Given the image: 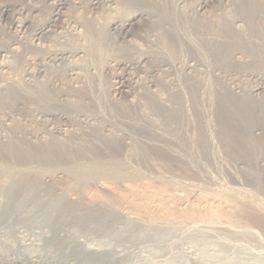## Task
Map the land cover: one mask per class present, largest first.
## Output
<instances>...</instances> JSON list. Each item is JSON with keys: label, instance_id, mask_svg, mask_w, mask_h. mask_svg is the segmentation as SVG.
Returning a JSON list of instances; mask_svg holds the SVG:
<instances>
[{"label": "bare ground", "instance_id": "bare-ground-1", "mask_svg": "<svg viewBox=\"0 0 264 264\" xmlns=\"http://www.w3.org/2000/svg\"><path fill=\"white\" fill-rule=\"evenodd\" d=\"M111 1L92 0L88 8L93 10L99 7L103 10H109V7L111 8ZM21 2L23 3L24 0H21ZM138 2L151 5L155 9L153 7L152 9H147V7L141 8L139 6L140 8L138 7L136 11L130 9L131 13H124L123 17H108L110 20L108 19V23L104 24V32L109 37L110 43L117 46L116 48L121 49L120 53L122 54H111L106 59L104 68L101 69L106 70L111 75L108 87L109 95L115 101L117 99L123 100L126 106L122 107L119 112L128 120H133L131 124L133 131L120 128L119 130L117 129L120 132L119 134L111 135L109 131L110 125L99 122L102 119V114L105 113L108 107L104 95L106 92L103 93L100 87L101 75H97L98 77L89 75L87 70H85L83 75L81 74V64L76 60L81 59L86 54L85 48L83 46H68V48L56 47L52 49L46 42L45 46L47 45L48 49H51L44 51L45 54L40 56V58L35 56L37 61L34 62V75H41L42 78H45V91H47L45 96L41 93L29 92V90L27 91L21 86L0 84V97H5L4 100H8L7 102H9L7 107L4 108L7 109V112L4 114L3 110V118H0V177L4 173L9 172V169H13L15 165L21 164L20 162L24 164L26 153L30 151L34 152V150L37 153V148L40 149L39 156L42 160L51 159L68 165H77L79 160L87 159L89 161H101L107 164L108 168L122 170L123 168H136L137 171L140 165L139 155L142 154L141 150H138L144 149V151H149L150 157H153L152 155H156V157L157 155L163 156L168 158L174 165H187L205 174L209 173L213 175L208 170L212 167H214L213 170L217 167V172L218 168H225L229 172H231L230 168H232V170L235 169L237 171V174L238 172L243 174L250 171L245 167L252 165L256 169H261L264 177V147L261 148L264 145V0H199L195 8L187 10L190 12L180 10L179 14L174 12L173 9L180 8L184 4L186 6V0L173 1V9L172 7H165V4L160 5L157 0H138ZM3 3V0H0V17L2 15L5 16L16 5H19L17 1L9 3V5ZM66 3H68V0H56L54 2L50 15L39 26L33 29L31 35H33L34 41L39 42L40 40L53 37V33L62 28L63 25L59 19L64 12ZM14 11L16 12V10ZM179 20H182V27L178 25ZM10 21L18 33L24 32L29 27L26 20L20 21L11 18ZM161 23L168 25V27L165 28ZM153 26L165 30L166 44L179 51L180 55L178 58L159 55V52V54H148L147 50L144 51L140 47L137 48L136 41L147 39V35L144 34V31H140V29H146V27L153 28ZM183 26H186L187 29ZM72 28L71 30H73ZM191 33L194 35L193 37L190 36L192 39L189 37ZM59 40L61 41V39ZM11 48H9V51H11ZM201 49L213 55V58L215 57L220 62L219 65L217 64L210 69L209 65L206 64V58ZM6 52L7 49L0 46V57H3V53ZM242 54L251 59H243ZM45 60L61 66V73L57 74L58 76L48 75ZM25 74L31 76L32 72ZM141 74H144V76L141 77ZM29 76L25 77L26 80L30 78ZM26 80L25 83L28 84ZM211 81H213L215 87L210 96V94L205 93L210 88L208 85ZM162 88L163 91L169 90L171 92L169 96L164 97V95L157 93L158 91L166 93L162 92ZM187 89L195 90L196 99L191 100L186 95L185 90L187 91ZM85 96L87 97L86 103L89 104L88 108L82 107L83 105L80 104L82 98ZM90 104L92 107L95 105L97 110L94 111ZM68 108L70 112L67 110ZM128 120H125V122H130ZM89 121L99 122L96 129H94L95 134H86V137L82 138L84 136L80 135L81 133H75V129L80 130L78 126L80 127L81 124ZM14 124H17L15 128ZM44 134H49L50 137L45 138V140L44 138L40 139L42 136H45ZM82 139L84 142L80 143ZM249 140L251 142H253L252 140L255 142L261 141H259L260 143L258 142V148H254L249 146ZM21 173L15 175V177L13 176L14 174L9 175V179H7L9 181L7 182L8 184L2 185L0 183V197L3 198L0 201V229L1 226H4V223L14 224V229H16V225H19V223L27 224L28 220H25V217L29 215L28 212L33 208H30L29 205L27 206V203H29L28 200L34 194V191L31 192V188H29L30 179ZM110 176L112 175L110 174ZM1 180L0 178V182ZM31 187H34V185ZM238 189L235 190L234 187V191H238ZM36 190L38 191V189ZM38 193L40 196V192L36 193L37 196ZM75 205L77 204L75 203ZM38 206L36 207L39 208L37 212L40 211V207ZM57 206L58 204L56 205V203L49 204L48 209L54 210ZM67 208H70V206ZM88 215L84 214L78 217L79 220L85 222L84 226H91L93 220L95 221L97 218L95 216L92 218L91 215ZM49 217V215L45 216L44 222L51 225L50 230H52L50 234L52 238L50 239L52 243L56 247H62L66 251L74 250L73 253L80 261L79 264H116L113 260L107 259V254L109 253H107L105 247H103V251L98 250L100 246H98V249L89 248V246L84 245V243L74 237L75 233L72 236L71 233L63 229L64 220L61 217ZM97 222L92 223L94 225L93 229L97 225L102 227L104 223L107 229L113 228L112 219L107 220L105 216H102V220H98ZM46 229L48 230V228ZM19 231L17 228L16 232L18 233ZM88 233L90 234L91 232ZM120 234H122L121 231ZM140 235L139 237H141ZM46 236L43 237L46 238ZM1 237L0 233V239ZM9 237H11V233ZM47 239L49 241V238ZM11 251L13 252V250ZM21 251L24 250L21 249ZM29 253L27 254L24 251L20 253V256L0 255V264L5 255L4 262L7 264H74L68 261V258L64 259L63 256H60L58 259L51 258L50 260L49 257L51 255H46L43 259L44 261H42L36 259L37 257L33 255L35 253L32 255ZM90 257H96L100 262H94Z\"/></svg>", "mask_w": 264, "mask_h": 264}, {"label": "rangeland", "instance_id": "rangeland-1", "mask_svg": "<svg viewBox=\"0 0 264 264\" xmlns=\"http://www.w3.org/2000/svg\"><path fill=\"white\" fill-rule=\"evenodd\" d=\"M14 1H17L19 5H16L14 9L10 10V12L5 14V16L2 15L0 17V46L1 48L7 49V52L3 53V57H0V84L9 86L15 85L17 87L21 86L25 90H29V92L41 93L43 96H45V93H47V91H45L44 84L45 78H42L41 75H34V62L37 61L36 59L44 55V51L50 50L51 48L54 49L56 47L68 48V46H83V48L86 50V54H84L81 59L76 60L81 64V74L83 75L85 70H87L89 75H101L100 87L103 90V93L106 92L104 95L105 99L107 100L108 107L105 110V113L102 114V119L99 120V122L110 125L109 131L111 132V135H117V133L119 134L120 132H118V130L120 128L133 131V129H131L133 120H128L122 116V113L119 112L121 111L122 107L126 106L125 103L120 99L115 101L109 95L108 87L111 75L109 72H106V70H101L104 68L106 59L111 56V54H119L121 51V49L116 48L117 46H114L113 43H110L109 37L104 32V28L106 23H108L110 20L108 17H123L124 13H131L130 9H132V11H136L139 6L141 8L147 7V9H152L153 6L146 3H140L138 0H112L110 2L111 8L109 7V10H103L99 7L95 8L96 10H91L88 7H90L89 3L92 0H68V3H66L65 9L63 10L64 12L59 19L63 25L62 28H59L57 31H55V33H53V37L40 40V43V41H34L33 35H31L32 31L50 15L52 8L54 7L53 4L56 0H24L23 3L21 0H3V4L9 5V3H13ZM157 1H159L160 5L165 4V7H172L173 9L172 3L175 0ZM198 2L199 0H186V6L184 4L180 8L177 7L178 10L176 8L173 10L177 14L180 13V10L190 12L187 10H192L193 7L195 8ZM131 6H135V10ZM158 7L160 8V6ZM153 8L155 9V7ZM14 10H16V12ZM11 18L14 20L18 19L20 21H28L29 27H27L24 32L18 33L15 29V26H13L10 21ZM65 22H68V25ZM161 24H163L165 28L168 27V25L164 23ZM182 24V20H179V27H182ZM71 28L73 30H71ZM83 29L84 31H82ZM141 30L147 35V39L144 41H136L138 46L137 48L140 47L141 50H147L146 52L148 54L160 53L159 55H164L166 57H179V51L166 44L167 38L165 37V30L159 29L156 26H153V28L146 27V29H140V31ZM191 34H189V37L194 36ZM192 37L190 38L192 39ZM59 39H61V41ZM103 39L104 41H102ZM45 43L51 48L48 49L49 47H47V45L45 46ZM27 45H29V47H27ZM9 48H11V51H9ZM201 51L206 58V64L209 65L210 69L215 67L217 64L219 65L220 62H218L215 57L213 58V55L208 54L203 49H201ZM242 55L243 59L245 60L251 59L250 57L244 56V54ZM45 65L47 67L48 75L55 76L61 73V66H58L55 63L53 64V62L47 60H45ZM1 66L4 67L1 68ZM27 72H32V75H26L25 73ZM28 76L30 78L26 80L25 77ZM142 76H144V74H141V77ZM23 79L28 81V84H26L25 80ZM162 84L164 85V83ZM208 86L210 88L207 89V93L205 94H210L211 96L215 84L213 81H211ZM162 92L166 93H161L160 91L157 93L164 95V97L169 96V93H171L169 90L163 91V88ZM185 93L191 100L196 99V93L194 89H187V91L185 90ZM4 99L5 97H0V118H3L2 116L5 114V112H7V109L4 108L7 107L9 103L7 102L8 100ZM86 102L87 97L85 96L82 98V102L80 103L83 105L82 107L88 108L89 104ZM91 108L94 111L97 110L95 105L93 107L91 106ZM67 110L70 112L69 108ZM125 120L130 122L126 123ZM99 122H84V124H81L80 127L78 126L80 130L75 129V133H81L80 135L84 136L82 138H85L86 134H95L94 129H96ZM15 125L17 124H14V128ZM44 135L45 136H42L40 139L44 138L45 140V138L47 139L50 137L49 134ZM252 141L253 142L249 140V146L258 148L260 143L259 141L261 140L258 141L259 143L255 142L254 140ZM83 142L84 140L82 139L80 143ZM262 147H264V145H262L261 148ZM37 149L39 150H37V153L35 150L34 152L29 150L30 152L26 153V161L24 164L23 162H20L21 164L15 165V169H9V172L4 173L7 177L4 176V174L0 177L2 179L0 183L4 185L5 183L9 182L7 180L9 179V175L14 174L13 176L15 177V175H19V173L22 172L25 177L30 179L29 188H31V192L34 191V194H32L28 200L29 203H27V206L29 205L30 208L33 207L30 209L31 213L28 212L29 215H26L25 217V220H28L27 224L19 223V225H16V229H14L15 226H13L14 224L12 223H4L3 225L5 227L1 226V256L4 254L20 256V253L25 251L28 254L30 251L31 255L35 253L33 255L37 257L36 259H40L42 261H44L43 259L46 255H51V257H49L50 260L51 258L58 259L60 256H63L64 259L68 258V261L74 264H79L80 261L73 253L74 250L71 249L72 252H70L71 250L66 251L62 247H56L55 244L52 243V240L50 239L52 238V235L50 234V231L52 230H50L51 225L44 222V217L49 215V218L61 217V219L64 220L63 229L66 232L71 233L72 236L75 233L74 237L80 242L84 243V245L89 246V248L98 249V246H100L98 250L103 251V247H105V250L107 253H109L107 254V259L113 260L116 264H264V177L263 171L261 169H256L252 165H249L248 167H245L250 170L249 172H244L243 174L238 172L237 174V171H235V169L232 170V168H230V171L232 172L231 173L226 171L225 168H218L217 172V167L214 170V167H212L208 170H210L209 172L214 175L213 177V175L209 173L205 174L204 172L198 171L197 169L187 165H174L169 161L168 158L163 156L160 157L157 155L156 157V155H152L153 157H150L148 154L149 151L139 149L138 151L141 150L142 154L139 155L140 165L137 168L138 170L136 171V168H123L122 170L108 168V165L101 161L96 162L89 161L87 159L81 161L79 160L77 165H68L60 162L58 163V161L56 162L55 160L51 159L42 160L39 156L40 149ZM73 165L76 167L74 168ZM94 168L98 169L95 170ZM24 173L28 174L25 175ZM110 174L112 176H110ZM254 174H256L257 177L254 176ZM33 185L36 189H38V191L34 187H31ZM234 187L235 190L239 188L238 191H234ZM241 187H245L246 190H244L245 188L242 189ZM37 192H40L41 195L39 196L38 193L37 196ZM2 200L3 198L0 197V201ZM63 201H66V203ZM53 203H56V205L58 204L57 208L54 210L48 209V205ZM75 203L77 205H75ZM37 206L40 207L39 212H37L39 210V208H36ZM68 206H70L72 210L67 208ZM84 214H89L92 216V218L93 216H95V218L97 217V220H93L92 223L102 220V216H105L107 220L112 219L113 228L107 229L105 223L104 225L102 224V227L97 225V227H94V229V225L92 223L91 226H84L85 222L78 219L79 216ZM118 219L119 221H117ZM17 228L20 230L18 233L16 232ZM46 228H48V230ZM120 231L122 234H120ZM88 232L91 233L89 234ZM10 233L11 237H9ZM112 234L115 235L113 236ZM120 235L122 236L120 237ZM135 235L137 236L135 237ZM139 235L141 237H139ZM43 236H46V238ZM47 238H49V241ZM92 240L95 241V244L97 242V244L95 245L94 241ZM117 241L122 242L119 243ZM23 246L25 249H23ZM20 248L24 251H21ZM42 248L44 249L42 250ZM11 250H13V252ZM5 256L2 258L1 264H7L4 262ZM90 258H92L91 260L94 262H100L96 257Z\"/></svg>", "mask_w": 264, "mask_h": 264}]
</instances>
